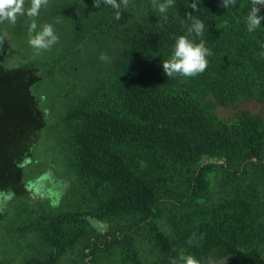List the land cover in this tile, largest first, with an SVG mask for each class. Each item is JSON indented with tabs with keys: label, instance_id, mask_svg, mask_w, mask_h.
Listing matches in <instances>:
<instances>
[{
	"label": "trees",
	"instance_id": "1",
	"mask_svg": "<svg viewBox=\"0 0 264 264\" xmlns=\"http://www.w3.org/2000/svg\"><path fill=\"white\" fill-rule=\"evenodd\" d=\"M220 3L175 0L164 22L151 0H129L120 20L93 0H49L37 23L59 42L40 54L26 16L0 24V264H19L7 250L20 264H170L181 251L264 264V21L249 32L251 0ZM188 12L205 25L189 39L212 55L169 78ZM49 170L70 184L57 206L27 189Z\"/></svg>",
	"mask_w": 264,
	"mask_h": 264
},
{
	"label": "clouds",
	"instance_id": "2",
	"mask_svg": "<svg viewBox=\"0 0 264 264\" xmlns=\"http://www.w3.org/2000/svg\"><path fill=\"white\" fill-rule=\"evenodd\" d=\"M26 0H0V24L8 22L15 25L18 17L26 16L29 21L28 44L33 48L36 54L43 51H50L54 45L59 42V36L55 32L54 25L44 23L38 25L37 18L40 10L49 6V0H30V6L25 7ZM175 0H151V6L158 11L163 21L168 20V10L173 7ZM237 0H221L220 7L229 9L234 7ZM110 6L115 10V19L122 17L121 8L127 9L129 0H93V6L100 9L101 5ZM264 8V0H251V6L246 15V28L249 32H254L260 28L264 15L261 10ZM195 9V5L193 6ZM184 22H190L187 26V35H179L175 39L172 54L170 58L163 60V72L169 77H196L203 73L208 67L207 57L212 55L211 50L205 46L201 39L196 43L190 36L202 37L205 25L201 19L188 12ZM56 23H61V18H56ZM163 25H161L162 27ZM99 59L103 62H109L107 53H101ZM202 238V237H201ZM196 241V235L193 233L187 243L192 245ZM170 264H200V261L192 254H186L181 251L178 257L172 258Z\"/></svg>",
	"mask_w": 264,
	"mask_h": 264
},
{
	"label": "rangeland",
	"instance_id": "3",
	"mask_svg": "<svg viewBox=\"0 0 264 264\" xmlns=\"http://www.w3.org/2000/svg\"><path fill=\"white\" fill-rule=\"evenodd\" d=\"M262 105L253 103V104H247L246 108L251 109L252 111H258ZM53 151V148L49 145H42L40 148V154H39V161L43 164V166H46V163L42 162V158L44 156H50ZM46 162L51 161V157H47L44 159ZM33 163V162H32ZM31 170L33 171V164L31 165ZM70 184L67 180H61L57 177L53 171L49 170L48 172L44 173L37 181H33L28 183V191L30 194V197L37 201H41L42 199H51L54 206L60 205L61 199L63 196H65V189L67 190L69 188ZM0 245H1V239H0ZM9 250L5 251V255L9 257L12 261H15L17 263H21V260L24 259L25 255L22 253V255H19L17 253H10L8 254Z\"/></svg>",
	"mask_w": 264,
	"mask_h": 264
}]
</instances>
